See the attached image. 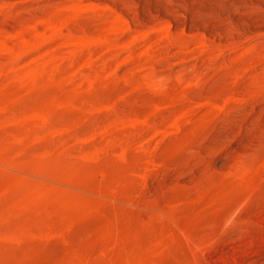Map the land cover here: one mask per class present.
Instances as JSON below:
<instances>
[{"label": "rangeland", "instance_id": "1", "mask_svg": "<svg viewBox=\"0 0 264 264\" xmlns=\"http://www.w3.org/2000/svg\"><path fill=\"white\" fill-rule=\"evenodd\" d=\"M0 264H264V0H0Z\"/></svg>", "mask_w": 264, "mask_h": 264}]
</instances>
